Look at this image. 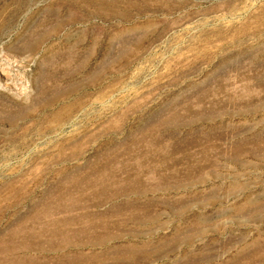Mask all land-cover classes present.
I'll return each instance as SVG.
<instances>
[{
	"label": "rangeland",
	"instance_id": "1",
	"mask_svg": "<svg viewBox=\"0 0 264 264\" xmlns=\"http://www.w3.org/2000/svg\"><path fill=\"white\" fill-rule=\"evenodd\" d=\"M0 264H264V0H0Z\"/></svg>",
	"mask_w": 264,
	"mask_h": 264
},
{
	"label": "bare ground",
	"instance_id": "2",
	"mask_svg": "<svg viewBox=\"0 0 264 264\" xmlns=\"http://www.w3.org/2000/svg\"><path fill=\"white\" fill-rule=\"evenodd\" d=\"M63 154V153H62Z\"/></svg>",
	"mask_w": 264,
	"mask_h": 264
}]
</instances>
